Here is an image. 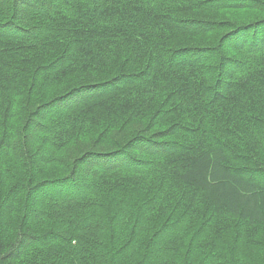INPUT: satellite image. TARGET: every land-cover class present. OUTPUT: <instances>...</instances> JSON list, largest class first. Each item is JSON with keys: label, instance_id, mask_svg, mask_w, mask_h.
Here are the masks:
<instances>
[{"label": "trees", "instance_id": "1", "mask_svg": "<svg viewBox=\"0 0 264 264\" xmlns=\"http://www.w3.org/2000/svg\"><path fill=\"white\" fill-rule=\"evenodd\" d=\"M0 264H264V0H0Z\"/></svg>", "mask_w": 264, "mask_h": 264}]
</instances>
